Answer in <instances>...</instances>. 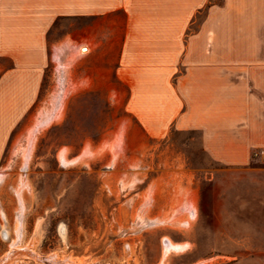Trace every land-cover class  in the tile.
Here are the masks:
<instances>
[{
	"label": "rangeland",
	"instance_id": "obj_1",
	"mask_svg": "<svg viewBox=\"0 0 264 264\" xmlns=\"http://www.w3.org/2000/svg\"><path fill=\"white\" fill-rule=\"evenodd\" d=\"M92 21L60 18L50 37ZM67 59L61 109L38 124L62 90L52 55L0 162V264H264L246 226L262 228L246 218L264 194L262 157L227 165L199 130L145 134L116 60ZM11 64L0 58V73Z\"/></svg>",
	"mask_w": 264,
	"mask_h": 264
},
{
	"label": "crops",
	"instance_id": "obj_2",
	"mask_svg": "<svg viewBox=\"0 0 264 264\" xmlns=\"http://www.w3.org/2000/svg\"><path fill=\"white\" fill-rule=\"evenodd\" d=\"M66 17L93 21L50 37ZM60 50L116 60L145 134L199 130L214 159L264 164V0H0V58L12 62L0 73V162ZM251 202L246 218L263 222L246 223L248 243L264 250V194Z\"/></svg>",
	"mask_w": 264,
	"mask_h": 264
},
{
	"label": "bare ground",
	"instance_id": "obj_3",
	"mask_svg": "<svg viewBox=\"0 0 264 264\" xmlns=\"http://www.w3.org/2000/svg\"><path fill=\"white\" fill-rule=\"evenodd\" d=\"M70 50H60L56 53V57L57 59H59L58 61L60 62V70L62 72H60V77H59V81L62 84V90L56 94L55 96V102L52 106V108L47 111L42 118L39 120L38 124L41 122H48L50 119H52L57 113L58 111L61 109L62 107V97L65 94V89H66V67H65V63H67L69 61V59H67L70 55ZM59 74V72H58ZM172 242H170L169 246H172ZM178 246V244H177Z\"/></svg>",
	"mask_w": 264,
	"mask_h": 264
}]
</instances>
